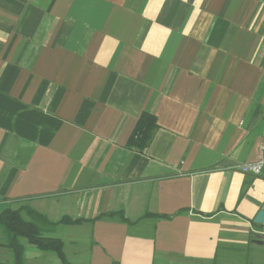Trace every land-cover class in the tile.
Instances as JSON below:
<instances>
[{"label":"crops","instance_id":"crops-1","mask_svg":"<svg viewBox=\"0 0 264 264\" xmlns=\"http://www.w3.org/2000/svg\"><path fill=\"white\" fill-rule=\"evenodd\" d=\"M263 137L264 0H0V212L87 219L81 264H264Z\"/></svg>","mask_w":264,"mask_h":264},{"label":"trees","instance_id":"trees-1","mask_svg":"<svg viewBox=\"0 0 264 264\" xmlns=\"http://www.w3.org/2000/svg\"><path fill=\"white\" fill-rule=\"evenodd\" d=\"M156 126L157 121L155 115L144 111L137 121L129 140V145L135 146L138 149L145 148ZM23 212H26L29 218H25L22 214ZM98 219H114L124 223L130 222L123 210L109 211L98 215L94 219H90V221ZM85 220L87 219H72L69 216H63L58 221H52L45 214L37 211L28 204L22 205L19 208H5L0 212V226L3 228L8 239L5 244L0 243V245L10 247L14 259L12 262L0 261V264H26L25 245L22 243L21 238H26L30 244L42 251L56 253L63 264H71L64 250V241L58 237L44 235L42 227L46 225L51 227L58 224H78Z\"/></svg>","mask_w":264,"mask_h":264},{"label":"rangeland","instance_id":"rangeland-1","mask_svg":"<svg viewBox=\"0 0 264 264\" xmlns=\"http://www.w3.org/2000/svg\"><path fill=\"white\" fill-rule=\"evenodd\" d=\"M22 205H18L19 208ZM25 218H29L26 212L22 213ZM43 228V234L44 235H61V236H70L72 234V237L74 233H76V241L78 244L76 245L77 251H71L70 246L67 245L65 247V252L67 254V258L71 263L73 264H81L84 262L85 258V250L89 246L90 240L87 239L88 235L87 232H75V231H62L61 228H58L56 226H44ZM7 235L4 232L3 228L0 226V243L5 244L7 242ZM75 239V238H73ZM22 243L25 245V263L26 264H63L61 259L57 256L54 252H48V251H42L38 249L36 246L30 244L26 238H21ZM14 259L13 252L10 247L6 245H0V261H6V262H12ZM222 262V261H221Z\"/></svg>","mask_w":264,"mask_h":264},{"label":"built area","instance_id":"built-area-1","mask_svg":"<svg viewBox=\"0 0 264 264\" xmlns=\"http://www.w3.org/2000/svg\"><path fill=\"white\" fill-rule=\"evenodd\" d=\"M240 170L244 173H250L260 176L264 171V137L259 143L258 156L255 160L246 162L240 166Z\"/></svg>","mask_w":264,"mask_h":264},{"label":"water","instance_id":"water-1","mask_svg":"<svg viewBox=\"0 0 264 264\" xmlns=\"http://www.w3.org/2000/svg\"><path fill=\"white\" fill-rule=\"evenodd\" d=\"M255 222L259 224H264V210H260L255 217Z\"/></svg>","mask_w":264,"mask_h":264}]
</instances>
